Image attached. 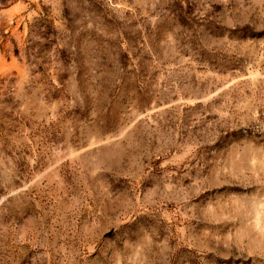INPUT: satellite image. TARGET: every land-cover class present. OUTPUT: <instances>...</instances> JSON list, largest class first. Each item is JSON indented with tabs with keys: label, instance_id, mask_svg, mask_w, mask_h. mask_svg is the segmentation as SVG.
I'll return each mask as SVG.
<instances>
[{
	"label": "rangeland",
	"instance_id": "1",
	"mask_svg": "<svg viewBox=\"0 0 264 264\" xmlns=\"http://www.w3.org/2000/svg\"><path fill=\"white\" fill-rule=\"evenodd\" d=\"M0 264H264V0H0Z\"/></svg>",
	"mask_w": 264,
	"mask_h": 264
}]
</instances>
